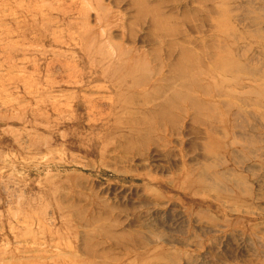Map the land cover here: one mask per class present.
<instances>
[{
  "label": "rangeland",
  "instance_id": "obj_1",
  "mask_svg": "<svg viewBox=\"0 0 264 264\" xmlns=\"http://www.w3.org/2000/svg\"><path fill=\"white\" fill-rule=\"evenodd\" d=\"M0 264H264V0H0Z\"/></svg>",
  "mask_w": 264,
  "mask_h": 264
},
{
  "label": "bare ground",
  "instance_id": "obj_2",
  "mask_svg": "<svg viewBox=\"0 0 264 264\" xmlns=\"http://www.w3.org/2000/svg\"><path fill=\"white\" fill-rule=\"evenodd\" d=\"M186 56V55H185Z\"/></svg>",
  "mask_w": 264,
  "mask_h": 264
}]
</instances>
